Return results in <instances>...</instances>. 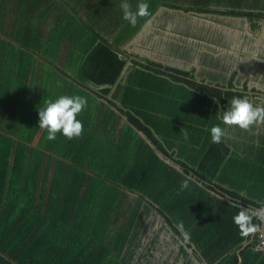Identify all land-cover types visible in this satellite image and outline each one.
Instances as JSON below:
<instances>
[{"label":"trees","instance_id":"16d2710c","mask_svg":"<svg viewBox=\"0 0 264 264\" xmlns=\"http://www.w3.org/2000/svg\"><path fill=\"white\" fill-rule=\"evenodd\" d=\"M123 2L0 0V264H264L260 231L242 237L231 206L261 223L264 125L222 120L234 97L264 105V63L201 54L184 68L130 43L169 12L241 20L253 42L264 0H126L149 5L134 27ZM183 33L167 48L191 62ZM62 95L87 98L83 135L50 141L39 110Z\"/></svg>","mask_w":264,"mask_h":264},{"label":"rangeland","instance_id":"374dc122","mask_svg":"<svg viewBox=\"0 0 264 264\" xmlns=\"http://www.w3.org/2000/svg\"><path fill=\"white\" fill-rule=\"evenodd\" d=\"M169 13V15L160 17L155 21V18L148 21L142 31L133 38L131 43L135 45L138 51L150 55L157 53L158 56L162 55L160 57L165 62L184 68L191 65L201 66V54H209L210 56L214 54L218 57L217 64L224 61L225 64L235 67L244 65L243 61L247 59L243 60L240 57L243 53L248 52L256 59H260V63H264V26L260 36H255L256 39L252 42V40L250 41L251 35L248 32V26L241 20L202 18L200 15H197L198 18H191L178 16L175 12ZM189 26L192 27L187 32L191 34L192 38L191 40L184 39V41L189 45L188 48L191 47L192 50H196V54L195 50L190 54L191 62L183 61L180 57L174 56L170 47L167 48L168 44L174 39L179 40L178 38H180L179 35L174 33L175 29L190 28ZM247 35H249V38L247 40L243 39V36ZM226 44H228V47H225ZM250 45L257 47L255 51L249 50ZM126 46H128V43ZM247 77L250 79V85L262 87L260 82H256L255 74L251 71H248ZM159 225L160 222L156 220L151 225V230H157ZM166 239H168V236Z\"/></svg>","mask_w":264,"mask_h":264},{"label":"clouds","instance_id":"9594fccd","mask_svg":"<svg viewBox=\"0 0 264 264\" xmlns=\"http://www.w3.org/2000/svg\"><path fill=\"white\" fill-rule=\"evenodd\" d=\"M123 11V19L128 21L133 27L137 23L138 17L150 16L149 5L147 3H139L137 10L132 11L129 3L121 4ZM179 33H177L178 35ZM88 101L86 97L79 95L68 96L62 95L55 101H45V107L39 110V127L47 130V139L55 140L57 133H61L69 140L74 138H82L83 124L77 119V116L87 107ZM223 123L229 127L238 126L244 131H251L255 125H264V105H255L247 97H234L229 102L226 111L222 115ZM184 139H188V132L185 128L181 130ZM229 138V134L225 128L219 125L211 128V139L215 144H220ZM188 180L181 182V190L187 189ZM231 206L238 208L239 212L233 217L234 223L237 225L242 237H248L264 229V213L257 215L256 218L261 221L260 224L253 222L254 214L247 207L245 208L239 200L231 201ZM181 234L188 238V233L184 231L183 224L178 225Z\"/></svg>","mask_w":264,"mask_h":264},{"label":"flooded vegetation","instance_id":"af4514ba","mask_svg":"<svg viewBox=\"0 0 264 264\" xmlns=\"http://www.w3.org/2000/svg\"><path fill=\"white\" fill-rule=\"evenodd\" d=\"M225 19H227V18H225ZM191 27H192V26H191ZM191 27H190V28L186 27L185 29L183 28V29H182V30H183L182 33H183V32L186 33L188 29H191ZM175 31H176L177 33L180 32L179 29H175ZM183 34H184V33H183ZM181 37L184 38L183 36H181ZM130 43H131V42H130ZM128 44H129V43H128ZM131 44H132V43H131ZM132 45L134 46V44H132ZM254 46H255V45H254ZM225 47H228V44H226ZM255 48H257V47L255 46ZM252 58L255 59V60H257L253 55H252ZM262 95L264 96V94H262Z\"/></svg>","mask_w":264,"mask_h":264},{"label":"built area","instance_id":"2783aa9c","mask_svg":"<svg viewBox=\"0 0 264 264\" xmlns=\"http://www.w3.org/2000/svg\"><path fill=\"white\" fill-rule=\"evenodd\" d=\"M262 213H264V212H262ZM262 213H258V215H260ZM259 237L261 239V243L263 244L264 243V235L262 234V232H260Z\"/></svg>","mask_w":264,"mask_h":264},{"label":"water","instance_id":"95a60500","mask_svg":"<svg viewBox=\"0 0 264 264\" xmlns=\"http://www.w3.org/2000/svg\"><path fill=\"white\" fill-rule=\"evenodd\" d=\"M194 18V17H193ZM196 18V17H195ZM260 232H264V229H262ZM248 244V241L247 242H244L243 244H242V246H241V248L238 250V252L244 247V246H246Z\"/></svg>","mask_w":264,"mask_h":264},{"label":"crops","instance_id":"0c3cea01","mask_svg":"<svg viewBox=\"0 0 264 264\" xmlns=\"http://www.w3.org/2000/svg\"><path fill=\"white\" fill-rule=\"evenodd\" d=\"M182 29H183V28H182ZM182 29H181V30L179 29V30H180L179 34L183 31ZM182 34H183V33H182ZM188 67H189V66H188Z\"/></svg>","mask_w":264,"mask_h":264}]
</instances>
